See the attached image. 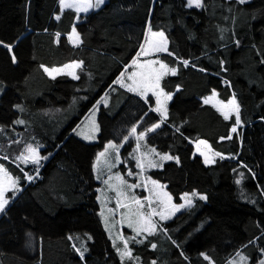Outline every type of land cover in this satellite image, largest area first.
Segmentation results:
<instances>
[{"label":"trees","instance_id":"1","mask_svg":"<svg viewBox=\"0 0 264 264\" xmlns=\"http://www.w3.org/2000/svg\"><path fill=\"white\" fill-rule=\"evenodd\" d=\"M77 16L61 11L59 0H0V164L21 186L0 215V264H230L238 254L260 264L264 0H202L200 8L187 0H107L78 22ZM74 26L79 47L66 37ZM148 27L166 34L170 53L161 58L176 68L161 81L174 97L154 131L148 129L161 122L154 98L114 84ZM73 60L84 63L79 79H53L42 67ZM213 93L235 99L239 124L237 115L225 119L204 102ZM96 103L98 140L89 142L76 127ZM133 127L145 137L137 139ZM199 140L219 153L214 163L196 153ZM109 141L121 147V168L133 161L139 141L170 154L153 178L176 202L197 193L155 231L131 238V256L117 252L99 212L94 162ZM30 143L47 155L38 171L19 162Z\"/></svg>","mask_w":264,"mask_h":264},{"label":"rangeland","instance_id":"2","mask_svg":"<svg viewBox=\"0 0 264 264\" xmlns=\"http://www.w3.org/2000/svg\"><path fill=\"white\" fill-rule=\"evenodd\" d=\"M68 1L73 4L76 10H78V5L82 2V0ZM106 1L103 0V3L99 4L96 8L102 7ZM92 3L94 5L96 0H92ZM192 7L196 6L193 5ZM78 11L84 12L82 9ZM156 93L159 92L157 91ZM157 96L161 99L160 95ZM207 99L210 104L216 106L222 113H226L228 116L238 114L236 110L237 104L234 106L229 104V102L220 100L216 93ZM160 106L162 107V102H160ZM97 115L98 112L97 114H93L80 129V134L91 142L98 140L97 134H99V131L96 132V135L92 133L95 125L97 126L98 123ZM235 128L237 131V127ZM110 144L116 147H109ZM29 146L36 149L38 157H47V155L43 154L40 147L30 143L24 147L19 155V162L39 168L46 159H40L38 165L33 164L31 162L32 156L27 150ZM135 148L137 151L135 150L133 154V161L130 163V159H128V164L125 168H121V164H123L121 147L114 141L106 143L105 147L98 152L94 162L95 180L99 184L97 186V201L102 224L115 249L121 256L125 252V244H127V250L132 253L131 238L140 236L142 232L151 233L155 231L161 221H168L181 213L186 207L191 206L197 194L185 193L187 195L183 194L181 201L176 202L167 186L153 178L151 173L154 168H158L160 164L167 161L162 160V156L171 155L161 153L158 149H153L151 146H144V143L141 141L137 143ZM195 151L202 156L206 164L214 163L219 156L203 140L195 142ZM101 153H104V155L101 156ZM25 157L28 158L27 162H25ZM206 158L208 162H206ZM0 166L2 165L0 164ZM2 168L4 171L0 172V184L5 189V199L9 203L10 194L17 195L21 191V186L18 178L13 176L4 166ZM13 181L15 182L14 185ZM105 181H107V184ZM130 185H137V187H129ZM169 197H171L170 200ZM173 205L184 206L176 210L173 208ZM161 213L167 218L161 219ZM151 225H155V227L151 228ZM145 227H149L151 232L144 231ZM138 232L139 234H137ZM230 264H248V259L238 254V256L231 260Z\"/></svg>","mask_w":264,"mask_h":264},{"label":"crops","instance_id":"3","mask_svg":"<svg viewBox=\"0 0 264 264\" xmlns=\"http://www.w3.org/2000/svg\"><path fill=\"white\" fill-rule=\"evenodd\" d=\"M69 2V1H68ZM95 5V3H94ZM104 5V4H103ZM59 6L61 11H64L66 9H73L77 12L78 16L76 18V22L79 21L81 15L87 14L95 9L96 6L94 7H90L87 11L84 12H80L78 10H76L73 7H62V4L60 3L59 0ZM59 16H57L58 18ZM159 33H163V37L159 36ZM67 40L68 42L75 47H79L82 45V38L81 35L79 34L77 28L74 26L71 33H69L67 36ZM78 37V39H77ZM165 44L166 46V51H157V47L160 46L161 44ZM13 46H10L9 49L12 50ZM170 53L169 52V40L166 36V34L163 31H154L151 30L149 27L147 28L146 31V35L145 38L143 40V43L141 45L140 50L137 52V54L134 56V58L132 59V61L130 62V64L128 66H126L124 68V70L122 71L123 76L120 74L117 79L115 80L114 84H116L117 86L121 87L122 89H124L125 91L135 94L139 97H141L144 100H147L148 97H153L155 100V106L152 107V109L154 111H156L160 118H161V122L159 123V125H161L162 122H166L167 118H168V113H169V104L172 101L174 94H170L164 91V89L162 88L161 85V81L164 77L168 76V75H173L170 71H168L167 69H172L174 67H171L168 63H166L162 58L161 55L162 54H167ZM135 61V63H134ZM149 62H152L151 64H149ZM75 63H80V67L76 68V67H69V68H65V65H73ZM164 64L167 65V69H161L160 65ZM57 68V69H61L62 71L59 73H54L53 75H55V77H58L60 75H68L73 79H79L80 74L83 72V70H85L84 68V63L80 60H73L70 61L66 64L60 65V66H54V67H48V66H43V68ZM176 69V68H175ZM152 70H159V71H165L166 74L162 76V78L159 81V88H144L142 87L139 92L138 91H129L128 88L126 86L122 87L120 83H117L116 81L122 80L124 85H133V80L137 81L138 83L144 81L145 76H147L150 72H152ZM135 73L136 75L132 78L129 79V77H132V74ZM49 77L52 78V76H50L48 73H46ZM78 78H74V75ZM150 83L154 84L155 80H154V74H153V78L150 81ZM135 86V85H133ZM153 91L155 92H159L157 93V95H160L161 99L159 98V101L162 102V107L160 106V102L159 104L157 103V95H153ZM140 92H143V95L140 94ZM171 96V98L169 99L168 96ZM214 95V93L212 94ZM102 99V98H101ZM100 99V101H101ZM207 99V98H206ZM205 101V99H204ZM99 103H96L92 109L89 111V113L83 118V120L81 121V123L76 127V131L78 133V135L83 138L86 141H89L87 139L84 138V136H82L80 134V129L83 127V125L87 122V120L93 115V114H97V112L99 113ZM159 109V110H157ZM224 114V113H223ZM97 119H98V115H97ZM98 121V120H97ZM157 129V128H155ZM99 131V122L97 123V126L95 125L94 130H93V135H96V132ZM99 133V132H98ZM98 135V134H97ZM140 134H138L137 132L134 133L135 137H139ZM146 135V134H145ZM145 135L140 138L143 139L145 137ZM91 142V141H89ZM144 146H148V145H144ZM150 148V147H149ZM153 148V147H152ZM155 149V148H153Z\"/></svg>","mask_w":264,"mask_h":264},{"label":"snow or ice","instance_id":"4","mask_svg":"<svg viewBox=\"0 0 264 264\" xmlns=\"http://www.w3.org/2000/svg\"><path fill=\"white\" fill-rule=\"evenodd\" d=\"M239 2H240V3H244L245 0H239ZM60 3H61L62 5H64V6H66V7H69V8H70V7H73V4L70 3V2H68V0H60ZM101 3H103V0H96L95 5H93L92 0H82V2L78 5V10H79V9H82V10H84V11H87L90 7H94V6L98 7L99 4H101ZM193 5L196 6V7H201V6H202V0H188V6L191 7V6H193ZM158 35L161 36V37H163V33H159ZM77 39H78V37H77ZM156 50H157V51H166L167 49H166L165 44L162 43L160 46L157 47ZM13 61L15 62V57H14V56H13ZM134 63H135V61H134ZM151 63H152V62H149V64H151ZM183 64H184L185 67H187L188 64H189V62H188L187 60H185V61H183ZM42 67H43V66H42ZM64 67H65V68H69V67H76V68H78V67H80V63H75V64H73V65H65ZM160 68H161V69H167V65L161 64V65H160ZM167 70L170 71L173 75L176 74V69H175V68L167 69ZM44 71H45L46 73H48L50 76H52V78L54 79V78H55V75H53V74H54V73H59V72H61L62 70H61V69H57V68L49 69V68H46V67H45V68H44ZM153 74H154V80H155V83H154V84L150 83V81H151L152 78H153ZM165 74H166L165 71L152 70V72H150L147 76H145L144 81L138 83L137 81L133 80V85H135V86H133V85H124L123 82H122V80H119V79H118L116 82H117V83H120L122 87L126 86V87L128 88L129 91H138V92H139V90H140L142 87H144V88H146V89H147V88H153V89H155V88H159V81H160V79L162 78V76L165 75ZM73 75H74V74H73ZM121 75L123 76V73H122ZM135 75H136V74L133 73V74H132V77H129V79H132ZM74 78H78V77H76V76L74 75ZM140 94L143 95V92H140ZM153 95H157V93H156L155 91H153ZM214 95H215V93H214ZM168 98L170 99L171 96L169 95ZM159 102H160V101H159V96H157V103L159 104ZM204 102H205V103H209V100L206 99ZM229 104L235 106V105H236V101H235V99L229 101ZM18 107H19V106H18ZM225 107H226V106H225ZM21 110H22V109H21ZM157 110H159V109H157ZM236 110L238 111V106H236ZM224 118H225V119H228V115H227L226 113L224 114ZM18 123H23V121H18ZM236 123H237V124L240 123V117H239V115L236 116ZM159 126H160L159 124H155V125L152 126V128H149L148 131H154L155 128H158ZM232 131L235 132V131H236V128L233 127ZM131 132H132V133H135V132H136V128L133 127L132 130H131ZM144 135H145V133H143V132L140 133V136L137 137V139L142 138ZM125 139H127V137H125ZM202 143H204V142H202ZM109 147H113V148H114V147H116V146L110 144ZM27 150H28V152H29V153L31 154V156H32L31 162H32L33 164H37V165H38L40 159H47V157H38V155H37V153H36V149L32 148L31 146H29ZM153 151H154V150H153ZM100 155L103 156L104 153H101ZM217 155H219V153H217ZM173 158H174V157H172V156H168V155H164V156L161 157L162 160H171V159H173ZM24 159H25V162H27V159H28V158L25 157ZM206 162H208V161H207V158H206ZM38 170H39V169L37 168V171H38ZM3 171H4V170H3L2 166H0V172H3ZM130 174H131V173H130ZM28 179L31 180L32 177H28ZM105 183L107 184V181H105ZM237 183H239V181H237ZM14 184H15V182L13 181V185H14ZM129 187H137V185H130ZM185 195H187V194H185ZM201 198L204 199V198H206V197H201ZM170 199H171V197H169V200H170ZM7 203H8V200L5 199V189H4L3 185L0 184V212H3V211H4L5 205H6ZM137 203H139V202L137 201ZM189 203H190V201H189ZM183 206H184V205H179V206L173 205V208H175L176 210H179V208H181V207H183ZM160 215H161V219H166V218H167V217H165L162 213H161ZM149 223H150V221H149ZM154 227H155V225H151V228H154ZM144 231H149V232H151V229H150L149 227H145V228H144ZM137 234H139V232H138ZM89 238H90V237H89ZM69 239L71 240L72 237H69ZM74 247H75V246H74ZM153 247H155V245H153ZM77 251H79V249H77ZM118 251H119V249H118ZM123 255H129V256H131L130 251L127 250V244H125V252L122 253V257H123ZM81 257H83V253H82V252H81ZM206 258H207V257H206ZM153 264H155V262H153ZM260 264H264V260H262V261L260 262Z\"/></svg>","mask_w":264,"mask_h":264}]
</instances>
